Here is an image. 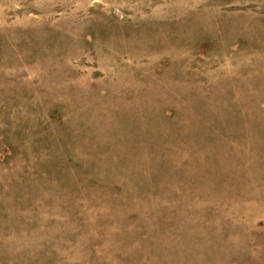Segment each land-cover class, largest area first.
Segmentation results:
<instances>
[{"label": "rangeland", "instance_id": "rangeland-1", "mask_svg": "<svg viewBox=\"0 0 264 264\" xmlns=\"http://www.w3.org/2000/svg\"><path fill=\"white\" fill-rule=\"evenodd\" d=\"M0 264H264V0H0Z\"/></svg>", "mask_w": 264, "mask_h": 264}]
</instances>
